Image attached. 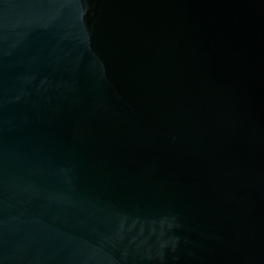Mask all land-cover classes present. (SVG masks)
I'll return each mask as SVG.
<instances>
[{"label": "water", "instance_id": "1", "mask_svg": "<svg viewBox=\"0 0 264 264\" xmlns=\"http://www.w3.org/2000/svg\"><path fill=\"white\" fill-rule=\"evenodd\" d=\"M264 207V0H0V264H238Z\"/></svg>", "mask_w": 264, "mask_h": 264}]
</instances>
